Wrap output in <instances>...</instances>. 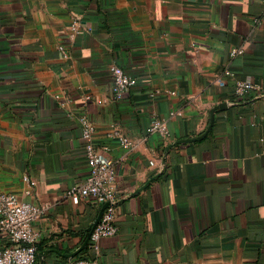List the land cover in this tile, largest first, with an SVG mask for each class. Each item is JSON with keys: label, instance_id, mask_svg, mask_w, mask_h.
<instances>
[{"label": "crops", "instance_id": "0c3cea01", "mask_svg": "<svg viewBox=\"0 0 264 264\" xmlns=\"http://www.w3.org/2000/svg\"><path fill=\"white\" fill-rule=\"evenodd\" d=\"M263 12L261 0H0V192L42 207L35 264H264ZM112 64L137 81L117 99ZM237 82L255 87L239 97ZM82 113L116 170L117 232L97 251L84 240L101 205L67 195L89 171ZM154 119L167 137L146 131Z\"/></svg>", "mask_w": 264, "mask_h": 264}, {"label": "built area", "instance_id": "2783aa9c", "mask_svg": "<svg viewBox=\"0 0 264 264\" xmlns=\"http://www.w3.org/2000/svg\"><path fill=\"white\" fill-rule=\"evenodd\" d=\"M264 6V0H261ZM264 19V12L261 17ZM72 39L80 29V22L74 19L70 25ZM63 56L68 54L59 46ZM232 54H242V49H233ZM111 89L113 99L121 97L136 84L132 77L117 65L110 66ZM255 86L248 82H237L234 93L244 95ZM88 98V97H87ZM83 139L84 156L89 171L84 181L67 192L72 203L77 204L86 199H94L101 207L105 205L99 221L92 224L89 232L87 246L97 251L98 241L103 237H111L117 232L115 224L116 197L115 165L113 159L106 153V146H97L94 143L95 127L85 114L78 117ZM147 132H156L168 136L166 120L154 119L146 128ZM123 147H129L131 141L118 129L110 134ZM151 164L153 162L151 161ZM26 180L27 177L25 176ZM42 207L31 202L20 200L17 195L10 192H0V234L8 240V244L0 247V264H35L37 257L36 241L38 234L33 229V222L41 215ZM69 264H95L93 259L73 257Z\"/></svg>", "mask_w": 264, "mask_h": 264}, {"label": "water", "instance_id": "95a60500", "mask_svg": "<svg viewBox=\"0 0 264 264\" xmlns=\"http://www.w3.org/2000/svg\"><path fill=\"white\" fill-rule=\"evenodd\" d=\"M104 207H105V205H103V206L100 208L99 215H98V217L96 218V220L94 221V224H96V223L99 221L100 216H101V214H102V212H103ZM90 229H91V227H90ZM90 229H89V230H90ZM89 232H90V231H88L87 234H86V238H85V240H84V246L87 244V241H88V239H89Z\"/></svg>", "mask_w": 264, "mask_h": 264}]
</instances>
